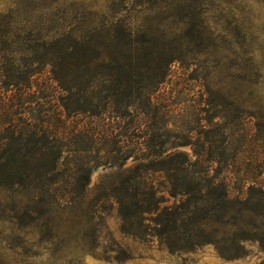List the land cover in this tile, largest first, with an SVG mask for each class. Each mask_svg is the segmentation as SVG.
<instances>
[{
    "label": "rangeland",
    "instance_id": "374dc122",
    "mask_svg": "<svg viewBox=\"0 0 264 264\" xmlns=\"http://www.w3.org/2000/svg\"><path fill=\"white\" fill-rule=\"evenodd\" d=\"M5 22L40 43L83 41L101 59L132 58L113 70L130 74L131 88L116 87L96 130L104 123L141 151L186 153L229 197L221 210L207 208L222 217L211 223L212 244L169 254L123 234L117 205L100 197L138 161L97 167L77 200L60 197L64 180L56 198L43 200L33 199L32 186L0 188V264H264V0H0ZM146 54L170 62L160 83L157 69L146 75L138 66ZM86 121L78 115L69 124ZM176 139L190 145H159ZM105 152L67 155L64 164L92 166Z\"/></svg>",
    "mask_w": 264,
    "mask_h": 264
},
{
    "label": "trees",
    "instance_id": "16d2710c",
    "mask_svg": "<svg viewBox=\"0 0 264 264\" xmlns=\"http://www.w3.org/2000/svg\"><path fill=\"white\" fill-rule=\"evenodd\" d=\"M10 24L0 23V188L32 186L33 199L43 200L56 198L54 186L64 180L60 197L82 199L93 170L99 166L120 169L131 159L139 163L100 195L117 205L121 232L143 243L157 242L169 254L212 244L216 233L209 231L211 223H222V217L207 208L222 209L229 197L223 182H216L209 170L195 169L184 152L146 151L149 146L141 151V144L123 141V134L114 135L104 123L96 130L97 120L109 119L106 111L115 102L116 87L130 90V74L113 75V70L124 71L132 58L125 57L126 64L124 59H101L96 48L83 41L59 47L40 43L32 37L33 31ZM23 34L28 38H22ZM141 58L139 68L146 75L157 69L156 83H160L170 62L159 58L155 64V58L147 54ZM97 75L102 76L100 87L95 83ZM147 95L148 104L150 90ZM78 115L88 122L69 124ZM165 144L176 149L190 142L159 143L160 147ZM124 147L130 151L122 153ZM93 149H105L106 154L92 166L64 164L67 155H87Z\"/></svg>",
    "mask_w": 264,
    "mask_h": 264
}]
</instances>
